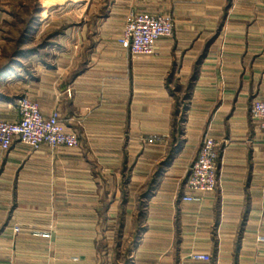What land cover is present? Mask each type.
I'll list each match as a JSON object with an SVG mask.
<instances>
[{
  "label": "crops",
  "instance_id": "0c3cea01",
  "mask_svg": "<svg viewBox=\"0 0 264 264\" xmlns=\"http://www.w3.org/2000/svg\"><path fill=\"white\" fill-rule=\"evenodd\" d=\"M27 6L0 0V117L17 119L29 96L80 142L5 152L21 206L0 264H264V134L251 115L264 97V0L41 2L24 36L15 10ZM131 12L174 17L155 55L120 46ZM205 136L220 146L219 185L190 202Z\"/></svg>",
  "mask_w": 264,
  "mask_h": 264
},
{
  "label": "built area",
  "instance_id": "2783aa9c",
  "mask_svg": "<svg viewBox=\"0 0 264 264\" xmlns=\"http://www.w3.org/2000/svg\"><path fill=\"white\" fill-rule=\"evenodd\" d=\"M175 32V19L171 14L135 12L129 19L120 46L133 56L155 55L156 44L162 38H171ZM251 115L257 128L264 134V97L252 102ZM158 137L148 138L149 143ZM16 141L27 144L34 150L44 146L51 148L77 147L80 140L75 131L67 129L58 110L45 115L39 103L29 96L18 99V117L14 120L0 119V148L9 151ZM219 143L211 136L202 140L198 155L194 160L186 183L188 194L184 197L190 202H200L205 194L214 192L219 185ZM264 242V235L258 237ZM196 261L210 262L207 253L191 254Z\"/></svg>",
  "mask_w": 264,
  "mask_h": 264
},
{
  "label": "rangeland",
  "instance_id": "374dc122",
  "mask_svg": "<svg viewBox=\"0 0 264 264\" xmlns=\"http://www.w3.org/2000/svg\"><path fill=\"white\" fill-rule=\"evenodd\" d=\"M50 1H58V0H27V2H28L27 7H23V8L18 7V9L15 10L18 13V15L22 14V15H20V17H23V19L25 21V23H23V24L18 23L19 26L22 27V29H26V27L29 23V27L27 28L28 31L24 32V36H25V34L27 35L28 33L31 32L32 27L34 25L33 24L34 18L32 17V15H34L35 12L39 11L38 7L41 6V2L48 4V3H50ZM133 13H135V12H131L127 16L126 24L128 23V21L131 18ZM25 41H26V39H25ZM38 43H40V42H36L35 44H38ZM10 115H11V113L7 115V118H9ZM4 118L2 116L0 117V119H4ZM4 155H5V152L3 150H1V148H0V238L4 235L6 225L8 223H10V219L12 217V214L15 213L16 210L21 206V205H19V202H21V199H20L18 193L16 194V192H15L17 190L16 184L15 183H13V184L8 183L7 184L5 181V175H4L5 168L4 167H5V158L6 157ZM20 229H21L20 226L16 225L14 228V234H18L21 231ZM113 233L115 235L114 241H116V239H117L116 234H115V232H113ZM41 235H46V234L44 232H42ZM102 235H103V237L101 235L99 237L100 251L103 253H108V251H109L108 247L105 245V244H107L105 232H103ZM125 254H127V253H125Z\"/></svg>",
  "mask_w": 264,
  "mask_h": 264
},
{
  "label": "trees",
  "instance_id": "16d2710c",
  "mask_svg": "<svg viewBox=\"0 0 264 264\" xmlns=\"http://www.w3.org/2000/svg\"><path fill=\"white\" fill-rule=\"evenodd\" d=\"M27 28H28V27H27ZM27 28H26V31H28ZM193 80H195V78H194Z\"/></svg>",
  "mask_w": 264,
  "mask_h": 264
}]
</instances>
